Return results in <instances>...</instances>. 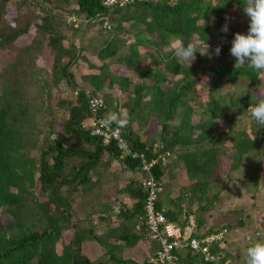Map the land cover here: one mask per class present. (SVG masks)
I'll use <instances>...</instances> for the list:
<instances>
[{"label":"trees","instance_id":"1","mask_svg":"<svg viewBox=\"0 0 264 264\" xmlns=\"http://www.w3.org/2000/svg\"><path fill=\"white\" fill-rule=\"evenodd\" d=\"M103 1L76 0L75 8H62V12L86 19L97 14L117 17V32L126 22L125 34L132 43L128 45V41L113 36L98 49L96 56L103 63L111 59L122 63L137 76L138 82L128 76L111 75L107 65H91L97 73L82 75L83 84L76 83L71 69L79 59L87 60L81 56L86 47L81 42L78 46L73 37L95 25L105 29L101 23L73 28L61 20L54 9L59 4L60 8L67 5L66 0H16L15 14L10 20L7 17L11 0H0V52L8 56L0 61V264H138L132 258H119L123 247L133 248L147 239L151 241L153 253L157 249L145 226L146 193L141 175L118 186V191L132 201L130 207L120 203V208L114 209L108 204L107 209L100 210L95 217L88 214L93 212L88 211V207L84 212L77 210L80 201L85 204L95 198L102 199L103 195L92 190L95 183L91 173L103 155L108 154L110 159L119 161L114 144L103 145L100 138L91 136L89 130L82 127L89 118L84 97V89H90L88 87L95 90V94L105 88L117 87L126 98L129 122L123 136L130 147L138 151L148 148L149 157L170 152L171 157H175L174 164L185 171L190 183L178 196L180 199L175 202L178 207L164 210L166 218L178 226L185 224L182 220L185 215L192 214L196 230L202 228L201 215L209 209L210 203L200 204L193 210V201L187 206L182 202L193 194L201 203L212 183L218 185V168L222 159L228 158L227 149L234 161L231 169L235 171L248 154L259 145L264 146V128H259V133L253 127L250 132L230 128L218 131L221 122L231 124L233 116H229V112L249 113V106L261 101L254 94L235 92L231 88L236 81L258 88L262 85V74L247 66L234 68L236 60L222 61L232 44L229 46L220 39L222 32L218 26L222 25L233 0H217L220 5L213 4L214 0H134L111 12L105 9ZM43 3L56 5L49 8ZM236 6L245 16L243 0H238ZM212 18L217 27L209 23ZM31 27L34 35L29 44L16 48L15 42ZM236 33L232 30L229 40L233 41ZM217 39L219 43L215 44ZM177 40L185 45L196 43L201 51L206 50L207 43L208 52L214 55L215 47L220 45L221 52L219 56L215 55L219 63L206 65L207 55H203L189 67L185 63L179 64L171 50ZM147 44L152 50L142 54L139 47ZM120 47H123V56L119 57ZM46 51L52 58L49 68L37 63L38 57ZM143 62L151 66L145 69ZM205 74L210 77V86L205 99L198 102L194 85ZM109 75L112 79L106 83ZM113 109L120 113L117 104ZM107 114V110L100 113ZM47 117H51L49 122ZM131 120L139 126L145 123L159 127L157 144L160 149L142 141L130 128ZM229 135L232 143L227 148ZM183 148L185 151L181 153L179 150ZM119 162L123 169L138 172L136 161ZM167 165H158L153 170L160 187L164 175L169 173ZM217 200L218 192L211 201ZM157 207L161 209L160 201ZM113 211H116V218L129 222L130 226H105L107 215ZM134 223L139 225L137 231ZM225 227L210 229L204 234L226 230ZM68 231L72 234L65 244L62 238ZM110 238H113L111 244ZM90 241L105 247L108 257L95 261L85 257L81 247ZM58 242L62 247L60 254L56 251ZM215 251L212 249L211 253ZM227 257L222 255L221 264ZM185 260L194 262L198 259L187 255Z\"/></svg>","mask_w":264,"mask_h":264},{"label":"rangeland","instance_id":"2","mask_svg":"<svg viewBox=\"0 0 264 264\" xmlns=\"http://www.w3.org/2000/svg\"><path fill=\"white\" fill-rule=\"evenodd\" d=\"M15 2L16 0H11L9 3V14L7 17L8 20H10V18H12L15 14ZM66 2L67 5H63L60 8L61 4H59L58 7H55L54 11L59 14L61 20L67 23V17L69 14L65 15L64 12H62L64 11L62 8H67L70 10L75 8L76 0H66ZM237 3L238 0H233V5L226 12L222 25L218 26L221 31L225 24L228 25L227 33L221 31L222 34L220 39L224 40L229 46L232 44V41L229 40L228 35L232 30L241 34H246L249 28L247 25L249 18L246 15L244 16L241 14L239 6H236ZM213 4L220 5L219 1L217 0H214ZM42 5L53 8L56 3L50 5L43 3ZM33 7L37 9V7L34 5ZM30 8H32V6H30ZM226 17H228V19H226ZM113 18H110V30H101L99 26L95 25L91 29L85 30L82 33H76L73 37V42H76L78 46L81 42V45L86 47L85 51L81 53V56H84L88 62L87 63L81 58L71 69V72L74 75V80L76 83H78V85L83 84L81 80L82 75L93 72L97 73L96 70L90 67L91 65H107L109 66L111 75L116 74L128 76L132 78L133 81L138 82L137 76L128 71L122 65V63L115 62L114 59L103 63L96 56L98 49L103 47L105 43L108 42V40L113 39L115 36V38H118V40H124V42L128 41L127 35L125 34V29H128L127 23L124 22L121 29L122 31L120 30L117 32L115 31V28L117 27L119 20H117V17L114 19ZM120 22L123 21L120 20ZM209 23L213 27H217L214 18L209 19ZM86 28L88 27L86 26ZM33 35L34 28L31 27L26 35L15 42V47L20 48L22 46L28 45ZM218 41L219 39L215 41V44H218ZM131 43V41H128V45ZM151 50L152 48L148 44L139 47V51L142 54L151 52ZM165 50H168V48H165ZM120 52L121 53L118 55L119 57L123 56V47H120ZM209 54L211 55V58H209V55L205 56L206 58L204 57L206 65L218 64L220 60L215 58L213 52H209ZM195 55V60H197V58L203 57V55H201L199 52H197ZM7 57L8 56L5 52H0V61L6 60ZM51 59L52 58L48 51H46L44 55L38 57L37 63L41 67L49 68L51 65ZM224 59L225 61L235 60V57H233L228 51L226 54H224L222 61ZM142 66L143 68L148 69L151 64L148 62H143ZM259 73L262 74L260 79L262 85L260 87L252 88L248 85V83L241 84L236 81L231 89L235 92H246L249 95L254 94L258 99L264 100V72ZM111 75H109V78H107L106 83L111 81ZM209 86L210 77L207 74L201 75L198 80H196L194 88L196 90L198 102H202L205 99V94L209 89ZM88 88L93 90L91 87ZM93 91L96 93L95 90ZM97 94L107 101L110 109H113L115 104H117V107L119 106L120 110L127 111L125 106L126 98L124 95L120 94L117 87H113L111 90L105 88L102 90V92ZM192 105L197 108V104H195L194 101H192ZM198 111L196 112L197 115ZM228 114L229 116H233L231 124L221 122L218 127V131L230 128L231 130H246L250 132V128L253 127L255 132H260L259 130L261 129L256 128L257 126L255 125V121L251 119L249 113L241 112L233 114V112H229ZM60 119H62V117H60ZM198 119V117H195V121H198ZM46 120L49 122L51 117H47ZM146 126L147 124L145 123H142L139 126L137 122H134L133 120L130 121V128L134 130V133L141 136L144 142L157 143L160 136L159 127H157L155 124L149 125L147 127ZM231 143L232 136L229 135L226 139L227 148L231 145ZM179 151L182 153L185 150L183 148ZM227 152L228 153L225 154L228 156V158H223L218 168V172L220 173L218 185L215 182L212 183L210 189L207 191L208 194L206 198L203 199L201 203H199L198 196L195 197L193 194H190L188 197H186V199H184L182 204L187 206L189 202L193 201L191 208L195 210L200 206V204L204 205L205 203L209 202V209L201 215L202 228L200 231L207 233V231L210 229H220L221 226H227L225 227L227 228V233L223 241L225 244L223 249L217 246L218 244L210 245V249H215V254L225 255L226 257V253L229 254L230 261L229 257H227L229 264H246L248 247L252 246L256 242H264V146L259 145L257 149L248 154L246 158L243 159L239 168L235 171L231 169V166L234 163L233 158L231 157L232 155L228 149ZM110 158L111 157L108 154H104L102 160L99 161L98 165L95 167V171L91 173L93 175L92 181L95 183L92 190L103 195L101 196L102 199L100 198L99 200L95 198L91 202H86L85 204L80 201L79 205L77 206L78 211L84 212L85 207H88V211H93L92 213L88 214L95 217L100 210H106V206L108 204L111 205V208L117 209L121 206L120 201H129L125 194L122 195L123 198L119 201L121 196L118 195V188H120L118 186L127 184V180L129 178L138 179L140 174L136 171L131 172L130 170L123 169L122 164L118 160H112ZM174 159L175 157H171L170 161H168L167 169L169 170V173L168 176L164 175L161 183L159 201L163 210L177 208L178 204L175 202L178 201L177 199H180L178 196H181L183 188L190 183V181L186 178L185 171L179 170V166L174 164ZM216 192H218V200L213 202L211 199ZM124 207L126 206H122V208ZM114 213L115 212H112L111 216H113ZM111 224L112 223L107 220L105 226L108 227L109 225L111 226ZM114 225L115 223L112 226ZM97 229L100 230L101 227L97 226ZM257 233L259 234L258 236H256ZM71 234L72 232L68 231L63 235L62 239L65 244L68 243ZM247 236L250 237L249 240L246 239ZM61 248V242H58L56 245V251L58 254H60ZM104 251L105 250H103V248H101L99 245L94 244H92L89 249L87 246L81 247V253L90 259V261H94L97 255L102 256ZM141 251H144V249L141 248L140 251H134L132 257H134V255L137 253L138 255L131 260L138 264H144L148 258L143 259L144 255L143 253H140Z\"/></svg>","mask_w":264,"mask_h":264},{"label":"built area","instance_id":"3","mask_svg":"<svg viewBox=\"0 0 264 264\" xmlns=\"http://www.w3.org/2000/svg\"><path fill=\"white\" fill-rule=\"evenodd\" d=\"M134 0H104L103 6L108 12L115 8H123ZM67 23L73 28L85 27L88 24L101 23V27L110 30V17L108 15L97 14L94 18L79 19L75 15L67 17ZM75 94H77L75 92ZM84 97L87 101L89 118L82 123V127L89 130L91 136L100 138L102 144L107 146L114 144L119 152V161L131 159L138 163L137 170L141 175V184L146 193L144 200L145 226L150 239L156 243L157 249L149 256L144 264H221L222 255L211 253L210 245L218 244L223 249L226 230L204 234L196 230L195 216L185 215V224L181 227L175 222L169 221L164 215V210L158 209L159 194L161 187L158 184L153 170L158 165H166L171 158L170 152H160L149 157L148 148L144 151L134 150L123 136V130L117 129L115 125L105 128L101 121L106 117L100 115L101 111L107 110L108 113L115 112L110 109L107 102L91 89H84ZM122 110H120L121 113ZM156 149H160L157 143H152ZM259 234L257 233L256 236ZM247 236V240H249ZM197 257V261L188 262L186 257ZM223 264H229L226 260Z\"/></svg>","mask_w":264,"mask_h":264},{"label":"clouds","instance_id":"4","mask_svg":"<svg viewBox=\"0 0 264 264\" xmlns=\"http://www.w3.org/2000/svg\"><path fill=\"white\" fill-rule=\"evenodd\" d=\"M243 12L249 18V28L246 34L237 32L232 41L230 54L236 60L234 68L240 69L247 66L257 72H264V0H243ZM221 31L227 33L228 25L225 24ZM208 49L207 43L206 50L201 51L198 50L196 43L190 42L185 45L180 40L171 45V50L178 63H186L188 67L195 61L197 52L201 55H209L211 58ZM220 52L221 47L217 45L214 53L219 56ZM247 111L250 113L251 119L255 121L256 128H264V100L254 106L250 105ZM128 122L129 116L126 110L121 113H108L101 121L105 128L115 125L117 129L126 127ZM246 264H264V242H256L248 247Z\"/></svg>","mask_w":264,"mask_h":264},{"label":"crops","instance_id":"5","mask_svg":"<svg viewBox=\"0 0 264 264\" xmlns=\"http://www.w3.org/2000/svg\"><path fill=\"white\" fill-rule=\"evenodd\" d=\"M140 139L142 140V137L140 136ZM143 141V140H142ZM124 193H122V192H120V191H118V195H120L121 196V198L119 199V201L120 200H122V198H123V195ZM118 199V198H117ZM120 203L121 204H124V205H127V206H131V204H132V201H123V202H121L120 201ZM113 212H115L114 214H113V216H111V213L110 214H108L107 216V219H106V221L108 220V221H110V223H112L111 224V226L109 225L108 227L109 228H116V227H125L126 225H128V226H130L129 225V222H125L124 220H122L121 218L120 219H118V218H116L115 217V214H116V211H113ZM106 223V222H105ZM104 223V224H105ZM115 223V225L114 226H112L113 224ZM131 223V225L132 226H134L133 225V222H130ZM135 224V230L137 231L138 229H139V225L138 224H136V223H134ZM110 244H111V242H113V238H110L109 239V241H108ZM92 244H94V245H98V243H96L95 241H90V242H87L86 244H84V247L85 246H87V248L89 249L91 246H92ZM119 244L120 245H122V242H119ZM100 246V245H99ZM101 247V246H100ZM101 248H103V250H105V247H101ZM141 248H143L144 249V251H141L140 253H143V255H144V257H143V259L144 258H149V256H151L152 255V253H153V249H152V244H151V241H149V240H144V241H141V242H139L135 247H133V248H127V247H123L122 248V251H121V253H119V255H120V257L119 258H129V259H133V258H135V256H137L138 255V253L137 254H135L134 255V257H132V254L134 253V251H136V250H138V251H140V249ZM139 253V254H140ZM127 255V256H126ZM108 257V255H106L105 254V251H104V253H102V256H99V255H97L96 256V258H95V260L96 259H99V260H104V259H106ZM94 260V261H95ZM229 261H230V257H229ZM231 264V263H230Z\"/></svg>","mask_w":264,"mask_h":264}]
</instances>
